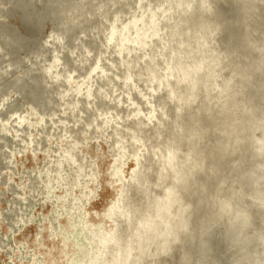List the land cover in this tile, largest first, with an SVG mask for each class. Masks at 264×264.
Returning <instances> with one entry per match:
<instances>
[{
	"label": "rangeland",
	"instance_id": "rangeland-1",
	"mask_svg": "<svg viewBox=\"0 0 264 264\" xmlns=\"http://www.w3.org/2000/svg\"><path fill=\"white\" fill-rule=\"evenodd\" d=\"M171 2L0 0V264H70L80 255L77 239L65 236L72 222L106 231L118 225L130 234L137 221L124 226L123 216L107 214L122 190L128 207H143L141 185L126 182L137 167L135 153L138 180L153 168L148 194L158 199L169 191L170 222L181 232L170 235L154 262L140 264H264L261 71L247 86L258 124L244 133L239 152L214 161L209 172L206 149L219 138L220 87L234 69L264 62V0H209L208 20L223 26L202 43L181 24L188 50L195 55L198 45L220 60L206 89L183 83L177 98L167 93L170 81L150 80L146 72L154 64L163 74L177 45L162 44ZM198 6L195 0L191 21ZM152 10L163 14L159 37L123 41L134 36L131 22ZM167 138L178 166L162 180L149 152H167ZM56 162L64 163L62 171ZM215 197L231 198L224 214H216Z\"/></svg>",
	"mask_w": 264,
	"mask_h": 264
},
{
	"label": "bare ground",
	"instance_id": "bare-ground-1",
	"mask_svg": "<svg viewBox=\"0 0 264 264\" xmlns=\"http://www.w3.org/2000/svg\"><path fill=\"white\" fill-rule=\"evenodd\" d=\"M194 1L172 0L171 7L174 10L170 13L172 23L169 39L167 41L163 40L162 44L167 47L168 41L175 40L177 45L164 64L163 74L158 72L157 66L154 64L146 71L150 80L162 79L163 84L168 81L171 82L165 86L171 98H177V90L183 83L188 84L187 87H191L192 83L196 82L200 87L206 89L208 83L211 82L212 71L218 66L220 60L215 53H211L210 56L204 55L198 45L195 55L187 48L186 37L190 35L188 33L183 34L182 23L187 25V31L191 32L196 43H202L203 40L208 39L212 33L219 31L223 26L219 20H208L211 11L208 5L209 0H199L200 14L195 19L192 18L191 21L188 12L193 9ZM252 3L249 4L250 9ZM162 17L161 12L152 10V12L140 17L138 20L132 21L133 38L125 34L122 40L145 44L149 38L159 37ZM255 71H261L264 76V62L262 60L258 61V65H255L254 69L247 67L234 69L219 89L220 98H218L219 103L216 111L219 121L214 126L219 138L213 143L210 142L206 148L207 159L211 161L209 172H212L214 168V161L219 162L235 152L238 153L239 147L244 142V133L258 124L255 109L251 105L247 89ZM203 111L211 110L204 107ZM262 133L261 139L258 140V148L264 151V131ZM167 139L163 142L164 147L163 144L161 146L168 150L167 152H149V155L155 153L156 159L153 161L154 165L157 166L156 174L158 179L162 180L167 177L169 172L174 173L178 166L176 162L177 151L170 148V139ZM137 155L138 153H135L137 167L132 170L131 176L126 182L130 184L136 181L137 184L141 185L138 188L141 189L146 198L143 207H140L139 203H135L139 208L132 206L134 205L132 203L128 207L125 203L127 194L125 195V190H122L120 197L109 207L107 214L109 217H113L115 213L123 216V222L126 223L124 226H129L130 220H135L137 221L136 227H132L130 234H127V231L124 234L118 225L114 230L106 231L103 224L94 226L84 222L81 224V221L76 224L72 222L71 233L69 232L65 236L77 239L80 255L74 257L70 264H140L146 258L149 260L148 262H154L156 257L165 251L168 246L170 235L181 233L179 227L174 230L175 225L170 222L171 203L169 202V191L166 190L163 197L158 199L148 194V178L153 168L146 167L144 174L147 171L149 174L145 175L143 180H138L142 172V166L139 165L140 160ZM63 165V162H56L54 167L60 172V170H63ZM46 182V188L48 189L52 183L50 180ZM230 204V197H215L216 214L220 215L227 212ZM153 205L156 208L154 211L151 210ZM244 211V208L240 205L241 224L247 221V215Z\"/></svg>",
	"mask_w": 264,
	"mask_h": 264
}]
</instances>
